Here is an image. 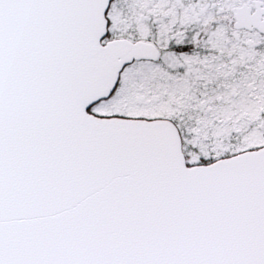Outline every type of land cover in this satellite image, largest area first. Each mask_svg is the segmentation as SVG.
Returning <instances> with one entry per match:
<instances>
[{"label":"snow or ice","instance_id":"obj_1","mask_svg":"<svg viewBox=\"0 0 264 264\" xmlns=\"http://www.w3.org/2000/svg\"><path fill=\"white\" fill-rule=\"evenodd\" d=\"M0 264H264V0H0Z\"/></svg>","mask_w":264,"mask_h":264}]
</instances>
